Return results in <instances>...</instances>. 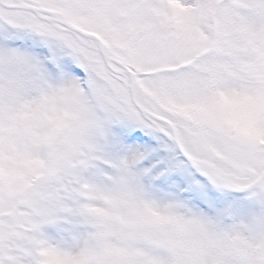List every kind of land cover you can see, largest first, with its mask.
Listing matches in <instances>:
<instances>
[{
	"label": "snow or ice",
	"instance_id": "snow-or-ice-1",
	"mask_svg": "<svg viewBox=\"0 0 264 264\" xmlns=\"http://www.w3.org/2000/svg\"><path fill=\"white\" fill-rule=\"evenodd\" d=\"M0 264H264V0H0Z\"/></svg>",
	"mask_w": 264,
	"mask_h": 264
}]
</instances>
